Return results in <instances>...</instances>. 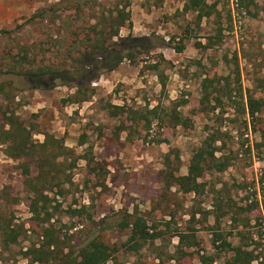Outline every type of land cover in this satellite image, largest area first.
<instances>
[{
  "label": "rangeland",
  "instance_id": "rangeland-1",
  "mask_svg": "<svg viewBox=\"0 0 264 264\" xmlns=\"http://www.w3.org/2000/svg\"><path fill=\"white\" fill-rule=\"evenodd\" d=\"M119 1L132 22L119 37L170 45L125 60L77 102V40L94 22L75 19L68 28L67 14L46 13L68 0H0V30L43 13L20 34L0 35V264H35L26 254L41 246L45 229L58 242L57 259L46 264L93 240L116 248L108 264H203L204 256L236 264L235 248L249 264H264V0H204L202 12L187 8L189 0H93L91 7L108 12ZM180 45L182 52L172 48ZM20 65L72 74L9 71ZM206 77L223 78L232 94L203 102ZM249 92L261 102L254 120L243 110ZM20 126L36 152L14 159L3 132ZM205 143L217 168L205 167L192 192L168 186L170 172L189 175ZM136 215L150 234L161 233L140 250L129 247L133 228L124 226Z\"/></svg>",
  "mask_w": 264,
  "mask_h": 264
},
{
  "label": "trees",
  "instance_id": "trees-1",
  "mask_svg": "<svg viewBox=\"0 0 264 264\" xmlns=\"http://www.w3.org/2000/svg\"><path fill=\"white\" fill-rule=\"evenodd\" d=\"M93 0H68V4L65 6H52L46 13H49L51 17H54L57 13L67 14L66 22L69 28L75 19L88 18V21L94 22L91 24L90 33H86L83 38L77 40L79 46L81 45L82 50L79 51V57L76 60L77 68L74 70L73 74H78V84H76L77 93L75 95V101L85 102L88 97L86 93L88 91L87 87L101 78L107 72H112L118 68V66L125 60L134 61L138 55H150L154 50L160 49L170 45V42H165L164 40H159V38H153L152 36H140L135 37L129 35L127 37H119L120 30L125 27H131V15L127 10L128 5L121 4V1L115 3L108 12L100 11L96 13V10L91 7ZM91 7L92 13L89 12L88 17L84 16L85 9ZM207 4L204 0H189V5L187 8L204 11ZM72 13L75 14V18H72ZM92 14V16H91ZM202 15V14H201ZM71 18H70V17ZM91 16V17H90ZM36 18H43V13L32 16L24 24L17 25L11 30H0L1 36H11L15 33H21L23 29L26 28V24H35ZM92 19V20H91ZM78 36V34H75ZM178 52L183 51V45L172 47ZM26 52V51H25ZM26 59V54L24 56ZM163 60V56H161ZM18 65L21 63H17ZM21 68L14 66V70H9L10 72L16 73L18 75H28L32 77L41 78L45 75L52 76V78H63V76H70L72 72L70 70L55 71L50 68H45L41 71H24L23 66ZM151 69L154 72L159 71L158 63L152 64ZM9 71H7L9 73ZM160 77V76H159ZM223 78L221 77H206L202 83V94L203 102L209 101L212 94H217V99L220 95L230 96L231 88L230 83L226 84V87L222 85ZM70 82H64L65 85H69ZM5 86L0 84V94L4 93ZM83 95V96H82ZM219 100V99H218ZM260 100H256L250 94H247L246 102L243 103V110L247 115L254 120L256 115L261 110ZM4 143L7 144L8 153L14 159H23V157H30L36 152V147L31 143L29 135L26 134L25 130L20 126L18 129L11 127L9 130H4ZM215 141V140H213ZM216 160L215 150H213V145L211 143H205L200 147L199 151L192 156V161L190 165V172L188 176L175 177L172 172L168 174V179L170 183L168 186L176 183L180 185L186 192H192L198 186L197 179L202 174L205 167H215L217 164H213ZM41 170L39 173V179H43L46 176V172L41 165ZM221 171L220 168H218ZM38 201L35 202L33 212L35 214L39 213ZM136 220L134 222L124 221V226L133 228L132 234L127 242V244L132 245V247L138 246L137 250L143 247V244L148 243L149 240H156L161 237V233L155 232L150 234L147 224L143 217L136 215ZM44 238L41 246L39 248H32L28 250L26 254L28 257L33 258L35 264H46L48 261L57 259V239L54 237L53 233L50 234L49 229H45ZM184 239V238H182ZM181 239V241H182ZM227 246L231 247L230 244ZM234 249V248H233ZM116 248H111L100 240H93L88 246L81 249L80 251L68 252L61 264H108L112 260L113 253L116 252ZM236 255L234 256L233 262L236 264H243L249 261H245L249 254L241 248H235ZM77 253V254H76ZM203 264H213L214 260L209 256L202 257ZM115 264H119L115 262ZM161 264V263H159Z\"/></svg>",
  "mask_w": 264,
  "mask_h": 264
}]
</instances>
